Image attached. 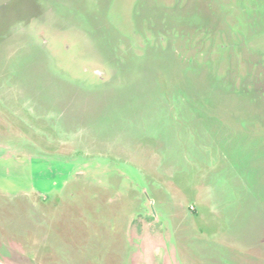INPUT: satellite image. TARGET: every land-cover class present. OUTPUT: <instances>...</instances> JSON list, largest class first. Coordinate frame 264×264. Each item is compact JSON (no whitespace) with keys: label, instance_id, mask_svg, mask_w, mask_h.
<instances>
[{"label":"rangeland","instance_id":"1","mask_svg":"<svg viewBox=\"0 0 264 264\" xmlns=\"http://www.w3.org/2000/svg\"><path fill=\"white\" fill-rule=\"evenodd\" d=\"M0 264H264V0H0Z\"/></svg>","mask_w":264,"mask_h":264},{"label":"flooded vegetation","instance_id":"2","mask_svg":"<svg viewBox=\"0 0 264 264\" xmlns=\"http://www.w3.org/2000/svg\"><path fill=\"white\" fill-rule=\"evenodd\" d=\"M27 81V80H26Z\"/></svg>","mask_w":264,"mask_h":264}]
</instances>
